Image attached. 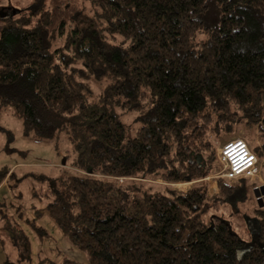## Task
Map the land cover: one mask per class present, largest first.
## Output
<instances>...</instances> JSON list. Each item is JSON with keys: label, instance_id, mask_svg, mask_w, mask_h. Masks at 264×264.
<instances>
[{"label": "trees", "instance_id": "obj_1", "mask_svg": "<svg viewBox=\"0 0 264 264\" xmlns=\"http://www.w3.org/2000/svg\"><path fill=\"white\" fill-rule=\"evenodd\" d=\"M90 1L93 15L57 23L48 0L2 8L0 117L10 109L24 134L72 145L45 210L85 261L62 263L264 264V208L246 239L217 214L256 181L216 178L212 192L206 180L222 166L213 138L253 129L259 145L246 142L264 154V0ZM91 78L109 80L95 101ZM116 108L138 113L134 135ZM12 177L0 168V187ZM11 210L0 204V245L14 252L1 264H31L23 226L49 233Z\"/></svg>", "mask_w": 264, "mask_h": 264}, {"label": "rangeland", "instance_id": "obj_2", "mask_svg": "<svg viewBox=\"0 0 264 264\" xmlns=\"http://www.w3.org/2000/svg\"><path fill=\"white\" fill-rule=\"evenodd\" d=\"M30 3L31 0H0V10L6 8L16 13L21 9L28 10ZM47 8L54 14L56 23L60 19L72 18L77 12H85L89 15L95 12V6L90 0H48ZM2 25L3 21L0 18V29ZM119 39L117 37L110 41L118 42ZM87 81L92 89L91 95L88 96L90 101H95L109 82L105 78H91ZM115 111L128 128L127 132L134 135L140 125L137 119L138 113L119 108ZM0 127L2 129L0 131V168L5 166L14 172V177L10 182L22 178L16 186L10 187L5 184L0 187V204L8 205L9 213L11 209L20 206L25 217L35 218L37 223L49 233V238L41 242L35 232L26 224L23 226L32 243L34 256L31 264L37 262L39 248L43 250L42 254L48 257L42 264H70L62 263L65 257L78 262L85 261L84 254L68 243L45 210L47 203L53 198L52 179L61 175L64 169L70 168L74 158L72 145L67 135L62 132L49 139L36 138L31 134L26 135L23 132L22 120L14 116L10 109L3 111L0 117ZM237 138L259 145L255 130L242 127L238 131H232L230 135H225L221 141L213 138L217 153L226 142ZM63 163L66 164L64 169L62 168ZM258 169L255 178L249 179L256 181V185L251 189L247 187V195L244 197L241 195L234 201H227L217 212L244 239L247 238L246 224L253 226L252 219L256 214L254 209L264 208V154L258 159ZM222 172L223 166L217 167L215 172L206 178L210 182V191L216 192L214 180L222 178ZM158 183L161 182L158 181ZM173 186L178 190H186L191 186V182L177 183ZM11 204H13L12 207ZM6 257L14 258L13 249L9 244L0 245V264Z\"/></svg>", "mask_w": 264, "mask_h": 264}, {"label": "built area", "instance_id": "obj_3", "mask_svg": "<svg viewBox=\"0 0 264 264\" xmlns=\"http://www.w3.org/2000/svg\"><path fill=\"white\" fill-rule=\"evenodd\" d=\"M223 166L221 177L229 181L239 178L253 180L258 174V159L247 142L241 138L226 142L217 154Z\"/></svg>", "mask_w": 264, "mask_h": 264}, {"label": "water", "instance_id": "obj_4", "mask_svg": "<svg viewBox=\"0 0 264 264\" xmlns=\"http://www.w3.org/2000/svg\"><path fill=\"white\" fill-rule=\"evenodd\" d=\"M7 16H6V13L4 12V10H0V18L3 20L5 19ZM64 164V163H63Z\"/></svg>", "mask_w": 264, "mask_h": 264}, {"label": "crops", "instance_id": "obj_5", "mask_svg": "<svg viewBox=\"0 0 264 264\" xmlns=\"http://www.w3.org/2000/svg\"><path fill=\"white\" fill-rule=\"evenodd\" d=\"M51 225V223H49Z\"/></svg>", "mask_w": 264, "mask_h": 264}]
</instances>
